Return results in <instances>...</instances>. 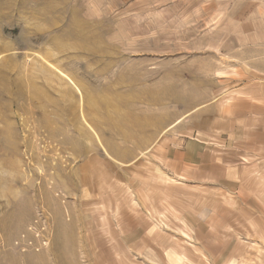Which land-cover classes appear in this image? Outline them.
Wrapping results in <instances>:
<instances>
[{
  "label": "rangeland",
  "instance_id": "rangeland-1",
  "mask_svg": "<svg viewBox=\"0 0 264 264\" xmlns=\"http://www.w3.org/2000/svg\"><path fill=\"white\" fill-rule=\"evenodd\" d=\"M260 243L264 0H0V264Z\"/></svg>",
  "mask_w": 264,
  "mask_h": 264
},
{
  "label": "crops",
  "instance_id": "crops-1",
  "mask_svg": "<svg viewBox=\"0 0 264 264\" xmlns=\"http://www.w3.org/2000/svg\"><path fill=\"white\" fill-rule=\"evenodd\" d=\"M261 244V243H260ZM250 245L252 246V243L250 242ZM261 246L262 247H264L262 244H261ZM190 247H192L193 248V250L198 254V256L202 259V260H205V262H208V259L206 258V255L203 253V252H201L199 249H197L196 247H193V246H190ZM250 250L251 251H255L256 252V249H253L252 247H250ZM250 251V252H251ZM241 256V255H240ZM183 260L185 261L184 263H183V261H182V259L180 258L179 259V263L180 262H182V264H187V262H190V260L188 259V258H186V257H184L183 258ZM187 261V262H186ZM208 264H209V262H208Z\"/></svg>",
  "mask_w": 264,
  "mask_h": 264
}]
</instances>
